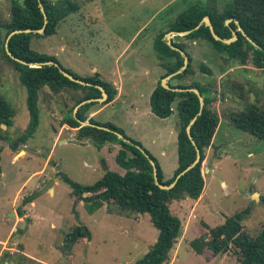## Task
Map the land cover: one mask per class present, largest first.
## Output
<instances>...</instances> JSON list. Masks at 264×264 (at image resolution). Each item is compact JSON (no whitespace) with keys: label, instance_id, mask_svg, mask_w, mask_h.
<instances>
[{"label":"rangeland","instance_id":"1","mask_svg":"<svg viewBox=\"0 0 264 264\" xmlns=\"http://www.w3.org/2000/svg\"><path fill=\"white\" fill-rule=\"evenodd\" d=\"M13 1L0 0V95L14 111L11 124L0 125V264H136L158 239L159 231L150 216L121 214L112 204L90 210L86 203L72 196L71 187L61 178L67 176L87 186L105 175V167L109 172L125 173L116 161L118 153L111 150L112 144L97 146L90 140L79 141L71 130H61L62 110H66L68 103L66 114L63 113L71 116L83 90L64 89L60 96L61 93L43 88L39 92L38 129L26 143L20 141L30 124L28 91L4 55L3 25L11 19ZM63 1L66 0H53ZM70 1L78 5V11L63 20L54 35L34 38L31 48L56 57L63 68L81 78L98 73L109 81L116 79L120 71H129L124 77L122 99L95 120L111 123L124 137L143 142L168 177H173L178 167V142L166 147L169 153L164 163L161 146L154 145V139L170 127L178 134V114L174 112L170 118L161 119L151 112L149 98L145 96L149 92L146 74L151 71L152 77L159 71L155 65L163 67L157 75L160 74V80L166 73L154 50L156 36L167 32L170 23L189 6L208 0ZM211 1L222 8L231 0ZM174 39L186 44L192 57L195 73L185 83L197 80L210 89L217 97L211 108L218 113L220 123L215 135L217 150L210 148L212 158L203 163L202 196L198 201L190 200L180 211L171 206L182 227L169 264H238L235 248L218 257L198 255L191 242L203 235L202 223L216 228L226 217L236 214L243 216L244 231L251 237L264 230V141L239 130L230 121L233 112L254 105L264 109V69L230 61L206 41ZM202 63L212 69V76L200 71ZM133 108L139 111L137 116L131 111ZM114 144L121 149L119 143ZM12 146L17 150L13 151ZM54 180V191L44 192ZM30 195L34 205L23 206V200ZM20 208L25 218L32 219L28 225L25 218L19 217ZM16 218L22 222L15 233L20 236L12 240L14 234L7 239ZM77 227L87 228L91 237L68 250L66 236ZM24 251L30 259L21 254Z\"/></svg>","mask_w":264,"mask_h":264},{"label":"trees","instance_id":"2","mask_svg":"<svg viewBox=\"0 0 264 264\" xmlns=\"http://www.w3.org/2000/svg\"><path fill=\"white\" fill-rule=\"evenodd\" d=\"M40 2L48 17L44 33L16 34L10 39L8 45V50L14 58L28 65L13 60L7 54L4 46L6 59L14 66L19 74L21 84L28 91L27 108L30 114V124L27 133L21 137L20 141L26 143L28 137L33 136L38 129L40 123L39 92L43 88L48 87L54 94H60L64 89L83 90L84 96L76 101L71 109V116H66L62 125L78 129L79 140L91 138L97 146L119 143L121 150L116 161L126 173L122 176L108 171L96 183L87 186L77 184L67 176H61V178L71 187L72 196L86 203L90 210L103 208L104 204H112L119 208L121 214H148L152 224L158 229L159 235L156 243L136 264H169L171 251L177 243L182 227L181 221L172 214L170 205L173 201L183 200L186 197L192 200H198L201 197L205 187L203 163L220 123L218 113L211 108L217 97L213 96L210 89L202 85L200 81L193 80L189 84L185 83V80L195 73L192 57L187 51L186 44L180 43L174 38L193 42L206 41L212 45L216 52L225 55L230 61L240 65L251 63L256 68L264 69V0H231L222 8L211 0L206 3L196 2L170 23L167 32L159 33L155 38L154 49L166 69V73L162 77L164 79L177 73L184 66V58L178 51L168 46L165 35L170 32L191 31L186 36L175 35L172 39V44L185 51L189 56V65L185 71L170 79V81H177V84L169 82L168 85L175 89H198L205 104L201 115L191 128L194 141L201 151V161L183 175L175 187L170 190H162L156 184L153 166L138 147L145 150L156 163L159 182L167 186L173 184L177 176L196 160V149L189 139L186 129L200 112L198 96L193 92L166 90L162 87L161 81L151 95L150 106L153 114L161 119H167L177 112L179 119L178 168L174 176L166 180L157 160L139 142L127 138L129 143L120 139L117 134L123 135V133L115 125L101 124L93 119L89 120V125H81V122L87 121L86 113L95 103L85 104L79 108L75 116L73 115L75 108L82 102L102 97V92L98 87L104 88L108 94L106 104L114 99L116 91L107 82L101 80L98 73L93 77L81 78L64 68L76 79L92 84V86H82L64 77L55 66H30L45 62L59 63L56 57L32 49L31 42L34 38L54 35L58 25L78 11L77 4L70 0L63 2L14 0L11 5V19L3 25L6 31L5 44L9 35L14 31L29 29L37 31L44 27L45 20L40 9ZM205 17L210 18L214 31L221 39H231L232 32L242 28L259 48L253 46L240 32H238V41L234 43L224 44L216 41L210 28L205 24L200 25ZM229 19L232 22L227 25L226 22ZM199 25L200 27L196 29ZM200 71L207 76L213 75L212 69L205 63L200 65ZM13 116L14 111L6 99L0 95V125H10ZM230 121L239 130L264 141L263 108L254 105L244 111L233 112L230 115ZM98 127L106 128V130ZM12 150L16 151V146H12ZM33 202L34 197L31 195L23 200V206ZM18 214L21 218L25 216L21 208ZM242 221L243 216L236 214L228 217L223 225L216 228L211 229L205 225L208 232L191 242L192 249L198 255L209 251L213 257H217L225 255L235 248L239 255L238 264H264V230L256 237H251L244 231ZM90 237L87 228L77 227L66 236L65 248L72 250V247L80 240H88Z\"/></svg>","mask_w":264,"mask_h":264},{"label":"water","instance_id":"3","mask_svg":"<svg viewBox=\"0 0 264 264\" xmlns=\"http://www.w3.org/2000/svg\"><path fill=\"white\" fill-rule=\"evenodd\" d=\"M40 9H41V11H42V13H43L44 20H45L44 27H43L42 29L37 30V31H33V30H30V29H29V30H24V31H22V30H17V31L12 32V33L9 35V37L7 38V40H6L5 48H6L7 54H8L13 60H15V61H17V62H20V63H22L23 65H28V64L25 63V62H22V61H20V60H18V59H16V58H14V56H13V55L11 54V52L8 50L9 41H10V39H11L14 35H16V34H21V33H26V34H29V33L43 34V33H44V31H45V29H46V26H47V24H48V17H47V14H46V12H45V10H44V7H43V5L41 4V2H40ZM230 22H232L231 19L227 20L226 24L228 25ZM237 23H238V22H237ZM202 24H205L206 26H208V27L210 28L211 33H212V36H213V38H214L216 41L223 42L224 44H231V43H234V42L238 41V39H239L238 32H240L244 37H246V39H247V40H248L253 46H255L256 48H259V46L256 44V42H254V41H253V40H252V39H251V38L245 33V31H244L242 28H239L238 31H233V32H232L233 37H232L231 39H225V40H224V39H221V38L216 34V32L214 31L213 26H212V23H211V20H210L209 17H205V18L203 19V21L201 22L200 25H202ZM200 25H199L196 29H198V28L200 27ZM190 33H191V31L178 32V33H176V32H170V33H167V34L165 35V39L167 40V44H168V46H169L171 49L178 51V52L182 55V57L184 58V66H183V67L181 68V70L178 71L177 73L165 77V78L162 80L161 85H162V87H163L164 89L169 90V91H172V92H193V93H195V94L198 96V98H199V102H200V112L197 114L196 117L193 118V120L190 122L189 126H188L187 129H186V131H187V135H188L189 139L191 140L192 144L195 146V149H196V153H197L196 160L194 161L193 164H191L188 168H186L183 172H181V173L177 176V178L175 179V181H174L173 184L167 186V185H163V184H161V183L159 182V180H158V176H157V166H156V163L154 162V160L151 159L150 155H149L145 150H143L142 148L138 147V148L142 151V153L145 155V157H146L147 159H149L151 165L153 166V169H154V177H155L156 184H157V185L160 187V189H162V190H170V189H172L173 187H175V185L177 184V182L179 181V179H180L183 175H185L188 171H190L191 169H193V168H194V167H195V166L201 161V151H200L199 147L196 145V143H195V141H194V138H193L192 133H191V128H192V126L195 124L197 118H198V117L201 115V113H202V110H203L204 105H205V104H204V98H203V96L201 95V93H200V91H199L198 89H175V88L170 87V86L168 85V83H167L168 80H170V79L173 78L174 76H176V75L182 73L183 71H185V70L187 69L188 65H189V56L187 55V53H186L185 51H183L182 49H180V48H178V47H176V46H174V45L172 44V35L186 36V35H188V34H190ZM30 66H31V67L55 66L56 68L59 69L60 73H61L64 77H66L67 79H69L70 81H72V82H74V83H78V84H80V85H82V86H92V84H90V83H86V82H84V81H81V80L76 79L73 75H71V74L68 73L66 70H64V68H63L59 63H57V62H45V63H41V64H32V65H30ZM98 88H99L100 91L102 92V98H100V99L86 100V101L82 102L81 104H79V105L75 108V111H78L79 108L82 107V106H84L85 104H89V103H93V102H98V101L102 103V102L106 101V99L108 98V94H107V92H106V91L104 90V88H102V87H98ZM81 124H82L83 126H87V125H89L88 123H84V122H81ZM98 128H99V129H104V130H106V128H103V127H98ZM117 135H118V137H119L120 139H122V140H124V141L130 143V141H129L126 137H124L123 135H121V134H117ZM210 148H211L212 150H214L215 152H216V150H217L216 147H215V145H213V144L211 145ZM105 169H106V167H105ZM53 185H54V181L52 182V184H51L50 186H48V187L44 190V192H46V191H51V190H52L51 187H52ZM80 202H81V200H80ZM25 221H26V223H27V225H28V224H29V221H28L26 218H25ZM17 236H20V235H19V234L14 235L13 238H12V240L15 239Z\"/></svg>","mask_w":264,"mask_h":264},{"label":"crops","instance_id":"4","mask_svg":"<svg viewBox=\"0 0 264 264\" xmlns=\"http://www.w3.org/2000/svg\"><path fill=\"white\" fill-rule=\"evenodd\" d=\"M154 45V44H153ZM129 47V45L123 50V52H122V54L124 53V52H126L127 51V48ZM155 50V49H154ZM140 57H143V56H140ZM145 60H147L148 61V58H146ZM141 62H142V59H141ZM160 63V62H159ZM155 64V63H154ZM153 64V65H154ZM155 67H157V69H159V71H156V72H154V74H153V76L151 77V74L153 73H151V71H147V74H146V77H149V84H148V87H149V92H148V94H146L145 96L146 97H148L149 98V101H150V98H151V95L153 94V92H154V90L156 89V87H157V85H158V83L161 81L162 82V80L163 79H161L160 80V74H159V77H157V75H158V73L160 72V70L161 69H163V67L161 66V65H159V66H157V65H155ZM129 74V71H126V70H124L123 71V73H122V71H120L119 72V74H118V77L115 79V78H112L111 80H109V81H106V80H103L100 76V74H99V77H100V79L101 80H103V81H105V82H107L109 85H111V87L116 91V94H115V97H114V99L110 102V103H108V104H106V101H107V99H106V101H104V102H93V103H95L93 106H91L90 107V109L87 111V113H86V117H87V121L86 122H84V123H88L89 124V120H91V119H93V120H95L101 113H103L107 108H109V107H111V106H114L119 100H121L122 99V97H123V95H124V89H125V79H124V77L125 76H127ZM164 76V75H163ZM133 77H137V76H133ZM86 78V77H85ZM135 83V82H134ZM61 95H63L62 93L60 94V96ZM141 95H143V94H141ZM84 96V95H83ZM102 98V97H101ZM65 103V102H64ZM76 103V102H75ZM150 103V102H149ZM66 107V110H62V116H64V118L66 117V111H67V107H68V103H67V105L65 106ZM132 107H135V104L133 103V105H132ZM150 110H151V106H150ZM65 111V112H64ZM132 112H133V114L134 115H138L139 114V111L136 109V108H133L132 110H131ZM65 114H64V113ZM151 112H152V110H151ZM77 113V111H73V115L75 116V114ZM153 113V112H152ZM63 118V119H64ZM96 121V120H95ZM96 122H98V121H96ZM100 123V122H99ZM101 124H104V123H101ZM82 125V124H81ZM83 126V125H82ZM61 130H66V131H73V132H75L76 133V135L78 134V132H77V130L78 129H73V128H70L68 125H61ZM216 135V134H215ZM177 136H178V134L176 133V132H174V129L172 128V127H170V129L163 135V136H161L160 134H159V136L156 138V139H154V145H157L158 147L159 146H161V152H160V155H161V161H165L166 162V157H167V155H168V149L166 150V147L168 148H170L171 147V144L172 143H175V142H178V138H177ZM77 138H78V135H77ZM85 140H90V141H92L93 143H94V141L91 139V138H86V139H82V140H79V141H85ZM142 146H143V148L144 147H146L144 144H143V142H141V141H138ZM147 143H148V141H147ZM212 144L213 145H215L216 146V143H215V136H214V138H213V141H212ZM111 144H109V146H110ZM111 150H113V151H116L117 153H119V151L121 150H119L118 149V146L116 145V144H112L111 146ZM145 149V148H144ZM149 152V151H148ZM212 150L210 149V150H208V153H207V158H206V161L208 162L209 161V159L210 158H212ZM24 153H26V152H24ZM150 153V152H149ZM152 155V154H151ZM156 159V158H155ZM157 160V162L159 163V165H160V167H161V169H162V171H163V173H164V176H165V179L166 180H169V179H171L172 177H168V175L166 174V171L164 170V167L162 166V164L159 162V160L158 159H156ZM177 160H178V147H177ZM164 162V163H165ZM178 168V167H177ZM123 169V168H122ZM108 168L106 167V169H105V171H106V173L108 172ZM44 170H42L40 173H42ZM176 171V170H175ZM175 171H174V173H175ZM105 173V174H106ZM125 173H126V171H125ZM125 173L123 174V175H125ZM122 175V176H123ZM173 176H174V174H173ZM57 184V182H56V180H54V185H56ZM54 190L52 189L51 190V192H53ZM203 194V193H202ZM31 196V195H30ZM202 196V195H201ZM76 198V197H75ZM200 199V198H199ZM198 199V200H199ZM190 200H192V199H190L189 197H186L185 199H183V200H179V201H173V203L170 205V209H171V206H173V208L175 209V207H177V210L178 211H180V210H182L186 205H189V201ZM198 200H193V201H198ZM34 205V202L33 203H31L30 204V207H32ZM30 207H28V210H29V208ZM21 218V217H20ZM22 218H25V216L24 217H22ZM228 217H226L225 218V220L227 219ZM26 219L29 221V223H31V221H32V219L30 218V217H26ZM20 219L19 218H16L15 219V222H14V224H13V226H12V228L10 229V232H9V234H8V236H7V239H9L12 235H14L18 230H19V224H20ZM22 223V222H21ZM225 223V222H224ZM223 223V224H224ZM222 224V225H223ZM205 225H207V224H205V223H202V228H203V234H205V231H207L208 229L205 227ZM221 226V225H220ZM16 235V234H15ZM83 240H86V239H83ZM83 240H80V241H83ZM179 240V239H178ZM178 240H177V243H176V245L174 246V248H173V250L175 249V247L177 246V244H178ZM79 241V242H80ZM78 242V243H79ZM6 243V241L5 242H2V245H4ZM172 250V251H173ZM172 251H171V253H172ZM21 254H23V256H25L26 258H29L30 256H28L27 254H26V252L24 251V253H21ZM204 254H211L209 251H205L204 252ZM203 254V255H204ZM211 256H212V254H211ZM218 257V256H217ZM30 259V258H29ZM39 262V261H38Z\"/></svg>","mask_w":264,"mask_h":264}]
</instances>
